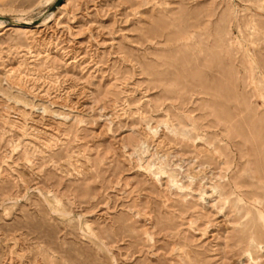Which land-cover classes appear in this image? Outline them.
Here are the masks:
<instances>
[{
    "label": "rangeland",
    "instance_id": "374dc122",
    "mask_svg": "<svg viewBox=\"0 0 264 264\" xmlns=\"http://www.w3.org/2000/svg\"><path fill=\"white\" fill-rule=\"evenodd\" d=\"M56 1L0 0V264H264V0Z\"/></svg>",
    "mask_w": 264,
    "mask_h": 264
},
{
    "label": "bare ground",
    "instance_id": "6f19581e",
    "mask_svg": "<svg viewBox=\"0 0 264 264\" xmlns=\"http://www.w3.org/2000/svg\"><path fill=\"white\" fill-rule=\"evenodd\" d=\"M60 6H61V5H59L58 8H59ZM58 8H57V9H58ZM52 13H53V12H52ZM52 13H50V16L52 15ZM46 19H48V18H46ZM20 21H22V20H20ZM15 22H17V21H15ZM3 23H4V22L0 20V26H1ZM22 23H23V24H28V22H25V21L22 22ZM38 25H39V24H38ZM16 26H17V25H16ZM18 27H20V28H24L25 26H19V25H18ZM157 179H158V177H157ZM99 241H101V240H99Z\"/></svg>",
    "mask_w": 264,
    "mask_h": 264
},
{
    "label": "water",
    "instance_id": "95a60500",
    "mask_svg": "<svg viewBox=\"0 0 264 264\" xmlns=\"http://www.w3.org/2000/svg\"><path fill=\"white\" fill-rule=\"evenodd\" d=\"M63 2V0H57L55 2V4L52 6V9H55L57 6H59L61 3Z\"/></svg>",
    "mask_w": 264,
    "mask_h": 264
}]
</instances>
